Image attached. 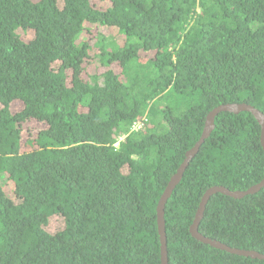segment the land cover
Wrapping results in <instances>:
<instances>
[{"label": "trees", "instance_id": "obj_1", "mask_svg": "<svg viewBox=\"0 0 264 264\" xmlns=\"http://www.w3.org/2000/svg\"><path fill=\"white\" fill-rule=\"evenodd\" d=\"M233 104L264 115V0H0V264H161L159 198ZM263 180L259 123L219 113L165 204L167 264H264L189 232L207 190ZM198 233L264 255V187L211 196Z\"/></svg>", "mask_w": 264, "mask_h": 264}, {"label": "water", "instance_id": "obj_2", "mask_svg": "<svg viewBox=\"0 0 264 264\" xmlns=\"http://www.w3.org/2000/svg\"><path fill=\"white\" fill-rule=\"evenodd\" d=\"M221 112H229V113H235V114L240 113V112L251 113L261 127V144H262V147L264 150V115L260 111L254 109L251 106L246 105V104H233V105H226V106L218 107V108L212 110L208 114V116L206 117L204 129H203V132H202V135H201L199 141L194 145V147L191 150H189L186 153V158L184 159L182 164L179 166L176 173L170 178V181L168 182L166 188L164 189V191H163L162 195L160 196L159 201L157 203L156 219H157L158 233H159V239H160V256H161L160 261H161V264H167L166 237H165V233H164V218H163L164 217L165 204H166L167 200L169 199V197L171 196V193L174 190V188L176 187V185L182 179L183 173H184L185 169L187 168L190 160L196 155L201 144L204 142V140L208 137V135L212 131L215 117ZM263 187H264V180L261 181L259 184L255 185V186H253V187H251L248 190L243 191V192H239V191L231 192V191H229L223 187H212L209 190H207L201 199L199 208L195 214V218H194L193 223L189 229L191 236L194 237L196 240L204 243V244H208V245L212 246L213 248H216V249H219L222 251H226L230 254L264 261V255H260L256 252H252V251H242V250L231 249V248L227 247L226 245L221 244L217 241L207 239L198 233V225H199V223L203 217V212L205 210V206H206V204H207V202L211 196H213L215 194H222V195L234 198V199H241L247 195H251V194L258 192Z\"/></svg>", "mask_w": 264, "mask_h": 264}, {"label": "rangeland", "instance_id": "obj_3", "mask_svg": "<svg viewBox=\"0 0 264 264\" xmlns=\"http://www.w3.org/2000/svg\"><path fill=\"white\" fill-rule=\"evenodd\" d=\"M95 31H96V29L93 28L91 32L94 34ZM101 32H102V34H104V33H106L107 31H106V30H101ZM87 38H88V36H87ZM139 124H140V123H139ZM139 124H136V125H135V128H139ZM140 126H141V124H140Z\"/></svg>", "mask_w": 264, "mask_h": 264}, {"label": "clouds", "instance_id": "obj_4", "mask_svg": "<svg viewBox=\"0 0 264 264\" xmlns=\"http://www.w3.org/2000/svg\"><path fill=\"white\" fill-rule=\"evenodd\" d=\"M139 124V123H138ZM139 127H140V124H139ZM137 129V128H136Z\"/></svg>", "mask_w": 264, "mask_h": 264}]
</instances>
